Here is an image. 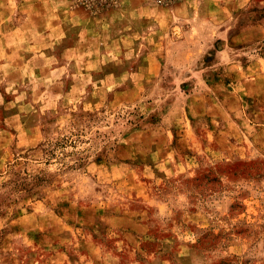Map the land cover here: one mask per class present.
<instances>
[{
    "label": "rangeland",
    "instance_id": "1",
    "mask_svg": "<svg viewBox=\"0 0 264 264\" xmlns=\"http://www.w3.org/2000/svg\"><path fill=\"white\" fill-rule=\"evenodd\" d=\"M108 1L0 0V264H264V0Z\"/></svg>",
    "mask_w": 264,
    "mask_h": 264
},
{
    "label": "trees",
    "instance_id": "2",
    "mask_svg": "<svg viewBox=\"0 0 264 264\" xmlns=\"http://www.w3.org/2000/svg\"><path fill=\"white\" fill-rule=\"evenodd\" d=\"M110 1L108 0H98V3L95 2V8H99L98 5H101V6H107L109 4Z\"/></svg>",
    "mask_w": 264,
    "mask_h": 264
},
{
    "label": "crops",
    "instance_id": "3",
    "mask_svg": "<svg viewBox=\"0 0 264 264\" xmlns=\"http://www.w3.org/2000/svg\"><path fill=\"white\" fill-rule=\"evenodd\" d=\"M180 6H182V5L180 4L178 7H180Z\"/></svg>",
    "mask_w": 264,
    "mask_h": 264
}]
</instances>
